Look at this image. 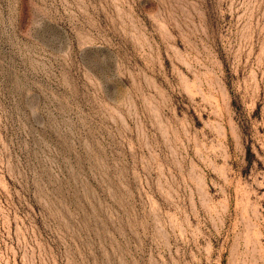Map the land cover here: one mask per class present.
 I'll return each instance as SVG.
<instances>
[{"label": "rangeland", "instance_id": "obj_1", "mask_svg": "<svg viewBox=\"0 0 264 264\" xmlns=\"http://www.w3.org/2000/svg\"><path fill=\"white\" fill-rule=\"evenodd\" d=\"M0 264H264V0H0Z\"/></svg>", "mask_w": 264, "mask_h": 264}]
</instances>
